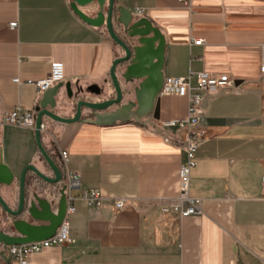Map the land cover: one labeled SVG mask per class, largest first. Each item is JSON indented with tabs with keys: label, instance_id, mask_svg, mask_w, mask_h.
<instances>
[{
	"label": "crops",
	"instance_id": "crops-1",
	"mask_svg": "<svg viewBox=\"0 0 264 264\" xmlns=\"http://www.w3.org/2000/svg\"><path fill=\"white\" fill-rule=\"evenodd\" d=\"M107 2V0H105ZM73 0H0V117L21 107L33 111L45 91L28 80L45 76L51 61L63 64L64 78L54 111L71 116L62 102L65 87H101V99L114 93L109 69L120 54L105 27L85 23ZM136 17H146L164 38V78L189 72L227 76L234 88L205 93L198 142L190 171L189 193L200 212L180 216L161 206L178 196V168L184 161L181 129L162 128L187 117L188 100L158 94L157 111L135 120L98 125L61 123L43 117L41 143L80 177L74 211L68 215L72 240L35 254L32 264H264V0H114ZM95 16V3L78 6ZM143 8V15L133 13ZM17 20V28L8 26ZM201 38L202 43L192 40ZM15 78L18 81H15ZM121 87H126L121 81ZM195 85V75L191 79ZM130 96L126 93L124 100ZM99 98V99H100ZM36 114V113H35ZM171 136L173 142L165 140ZM0 163L16 176L27 164L43 168L34 128L0 124ZM94 188L104 201L89 207L78 197ZM0 192L15 203L17 183ZM114 198H125L120 209ZM9 260L8 257L5 258ZM10 264V260H9Z\"/></svg>",
	"mask_w": 264,
	"mask_h": 264
},
{
	"label": "water",
	"instance_id": "water-1",
	"mask_svg": "<svg viewBox=\"0 0 264 264\" xmlns=\"http://www.w3.org/2000/svg\"><path fill=\"white\" fill-rule=\"evenodd\" d=\"M71 7L85 23L104 26L107 34L119 47L120 54L114 58L109 69L113 87L111 97L101 99V87L93 86L88 92L97 99L82 97L83 89L75 92L65 87L62 102L72 103L71 116H62L54 111L56 99L47 101V96H56L61 84L45 90L43 99L35 107L34 137L43 168L35 164L25 165L18 176L5 164L0 163V184L7 189L16 182L18 193L15 203L9 204L0 192V264H9V245L24 244L47 239L54 235L65 212V185L63 170L41 143L40 123L43 117L61 123L81 121L87 110L86 121L108 125L117 121L135 120L157 111L158 94L163 85L164 38L158 28L146 17H136L114 0H73ZM95 3V16L89 17L78 6ZM123 82L126 91L121 87ZM130 97L124 100V95ZM100 98V99H99ZM6 257L9 258L6 261Z\"/></svg>",
	"mask_w": 264,
	"mask_h": 264
},
{
	"label": "built area",
	"instance_id": "built-area-1",
	"mask_svg": "<svg viewBox=\"0 0 264 264\" xmlns=\"http://www.w3.org/2000/svg\"><path fill=\"white\" fill-rule=\"evenodd\" d=\"M133 13L143 15V8H134ZM17 20L8 23L9 28H17ZM193 44L199 45L202 43L201 38L192 40ZM260 70L264 71V64L260 66ZM195 75L196 83L192 85L191 79ZM64 78L63 64L60 61L53 60L50 64L48 73L36 80H28L27 83L33 84L36 92L39 94L42 91L58 84ZM15 81H18L15 78ZM234 88L233 82L227 76H215L205 71L196 73L189 72L181 77H167L163 80V85L160 94H174L179 97H186L188 100L187 117L185 119H170L162 122V128L175 127L183 130L184 138L180 142V147L184 152V161L180 163L178 168V196L174 202L161 206V212L167 213L172 211L180 216L196 215L200 212V199L192 197L189 193L190 171L196 166L194 153L198 142L203 137V130L198 125L203 115V99L205 93H213L221 90ZM35 113L33 111H23L21 107H16L14 110L4 113L0 117V124L15 125L27 128H34ZM40 132L44 129L43 120L39 126ZM165 140L173 142L171 136H165ZM67 151L59 152V163L63 170V183L65 185V212L63 219L57 228L54 235L47 239L32 241L24 244L9 245L7 253L10 257V264H32L31 258L43 250L71 242L68 236V215L74 211L73 201L76 198L72 191L80 188V177L74 170L67 168ZM261 192L264 198V174L261 176ZM79 198L85 200L89 207H99L104 201V196L101 192L94 188L82 189ZM125 198H114L112 204L115 209H120L124 206Z\"/></svg>",
	"mask_w": 264,
	"mask_h": 264
},
{
	"label": "rangeland",
	"instance_id": "rangeland-1",
	"mask_svg": "<svg viewBox=\"0 0 264 264\" xmlns=\"http://www.w3.org/2000/svg\"><path fill=\"white\" fill-rule=\"evenodd\" d=\"M75 192L74 191H72V194H74Z\"/></svg>",
	"mask_w": 264,
	"mask_h": 264
}]
</instances>
